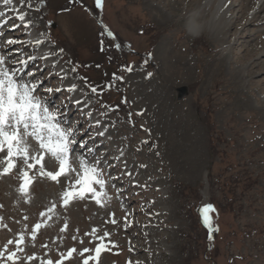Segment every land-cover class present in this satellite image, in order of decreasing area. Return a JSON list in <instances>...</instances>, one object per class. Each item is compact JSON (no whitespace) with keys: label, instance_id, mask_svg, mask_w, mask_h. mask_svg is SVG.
Masks as SVG:
<instances>
[{"label":"rangeland","instance_id":"rangeland-1","mask_svg":"<svg viewBox=\"0 0 264 264\" xmlns=\"http://www.w3.org/2000/svg\"><path fill=\"white\" fill-rule=\"evenodd\" d=\"M246 1L231 0V15L243 14V21L238 20L235 28H224L215 38L194 39L185 32L186 18L199 5L195 0H104L102 15L95 0L73 4L45 0L39 12H32L33 17H42L36 31L49 32L56 47L64 49L63 59L81 65L79 74L92 84L109 82L114 72L124 77L123 83L116 82L101 97L104 103L119 105L118 112L111 114L120 121L112 130V151L115 145L126 146L129 168L139 173L135 178L140 183L150 186L130 187L125 176L124 210L109 187L113 199L106 208L85 200L64 212L59 208L63 179L60 184L37 179L30 202L25 203L16 191L19 180L14 171L0 179V216L8 225L0 227V247L25 224L30 232L46 219L40 212L56 202L61 218L53 216L39 230L34 246L26 238L25 254L55 261L58 253L66 255L75 247L77 252L64 264H82L94 251L85 257L80 251L94 250L98 243L84 234L97 227L99 235L105 230L111 233L117 245L101 253L99 264H126L129 259L133 264H264V26L250 23L253 3ZM32 2L38 7L40 0ZM100 19L115 41L101 35ZM5 34L26 39L22 28H6ZM114 43L122 44L119 51L111 47ZM149 53L151 59L142 68ZM122 65H132L133 71H120ZM148 72L153 73L151 78H146ZM57 84L52 77L51 86ZM181 86L187 87L188 94L177 100L175 90ZM125 98L127 103H122ZM61 99L57 94L54 102L59 104ZM79 118L75 109L68 112V119ZM145 139L149 143L142 145ZM139 164L147 167L140 169ZM48 167L51 170L52 165ZM118 171L113 170V175ZM151 200L155 204H149ZM209 203L216 210L210 214L213 225L219 229L212 242L200 215ZM125 210L134 213L130 217L134 223L127 230L122 219ZM148 211L161 213L152 221L159 227L143 228L149 223ZM110 213L118 218V225L104 223ZM65 219L69 227L61 232ZM45 244L47 248L42 247ZM149 248L151 254L145 251Z\"/></svg>","mask_w":264,"mask_h":264},{"label":"snow or ice","instance_id":"snow-or-ice-1","mask_svg":"<svg viewBox=\"0 0 264 264\" xmlns=\"http://www.w3.org/2000/svg\"><path fill=\"white\" fill-rule=\"evenodd\" d=\"M69 3H79V0H69ZM44 4L45 0H40L39 6L34 7L32 0H19L17 6V0H0L2 5L0 7V179L15 171L19 180L16 191L24 198L25 203L30 202V189L37 179H47L57 184L63 179L64 187L60 193L59 208L64 212H67L74 202L85 200H93L96 205L106 208L113 199L108 191L110 187L115 191L116 198L124 210L127 189L122 181L125 176L128 177L130 187L146 190L150 186L147 182L140 183L135 178L139 173L129 168L126 146L115 145V151H112V130L117 128L120 121L118 117L113 119L111 114L118 112L119 105L114 107L104 103L101 97L105 91L115 88L116 82L123 83L124 77L114 72L109 82L94 85L87 77L81 76L78 72L81 65L63 59L64 49L56 47V42L51 39L50 33L36 31L42 17H33L32 12H39ZM230 4L231 0H221L218 5L219 15L223 19H231ZM210 6V0H204L200 11ZM103 7L104 0H95V8L101 10V15ZM67 10L69 9H64ZM257 10L264 11V0H253V12ZM199 14V12L194 13L197 17ZM10 20L16 22L10 24ZM99 22L103 27L101 35H106L110 40L115 41L114 33L103 24L102 19ZM51 23L48 21L49 26ZM189 27L192 31H198L200 26L190 21ZM6 28L9 31L22 28L26 39L6 36ZM101 43L103 44V41ZM111 47L119 51L122 44L114 43ZM126 47L130 48L131 45ZM150 59L151 53L141 67H146ZM120 71L131 73L133 67L122 65ZM152 75V72H148L146 78H151ZM52 77L58 80L56 86H51ZM45 81L49 83L45 84ZM57 94L62 97L59 104L54 102ZM121 102L127 103L126 98ZM96 105L99 107L97 108ZM72 109L78 111L81 118L75 121L68 119V112ZM136 115L143 113L137 112ZM131 116L132 113L129 112L130 123ZM81 123H85L86 126L82 128ZM144 131L150 134V130L144 129ZM140 143L147 145L149 141L145 139ZM101 145L106 146L101 148ZM152 147L154 148L155 145ZM49 164L52 165L51 170ZM146 167L145 164L138 165L140 169ZM116 169L119 171L113 175V170ZM135 194L139 195V193ZM148 203L155 204V201L151 200ZM57 207V203L52 202L46 211H41L39 214L46 219L36 223L30 232H27L25 224L24 230L16 233L14 239H8L0 247V264H32L36 260H39L40 264H64L65 260L73 258V254L77 252L75 247L70 248L66 255L63 252L58 253L60 258L55 261L51 258L38 257L35 253L25 254L26 238L34 246L39 230L47 226V222L52 220L53 216L61 218ZM0 208H3V205H0ZM143 208L144 206L141 205L142 210ZM215 211L210 203L200 209L203 225L209 232V240L213 238V232L219 231L218 227L213 225L210 215ZM133 215L134 213L125 210L122 218L125 230L132 227L134 221L130 217ZM146 215L149 217V223L143 225V228L159 227V224H153L152 221L161 215L160 212L148 211ZM109 217L104 221L105 224L118 225L119 221L114 213H110ZM28 219L27 215L23 216L24 221ZM3 220L4 217L0 216V227L8 228ZM68 227L65 219L60 231L65 232ZM99 231V228L93 227L90 232L84 234L91 236L98 243L94 250L83 248L80 251L82 257L94 251L93 255L83 259L82 264H90V262L99 264L102 252L117 247L110 239L111 233L105 230L99 235ZM144 235L147 238L148 233L145 232ZM72 239L75 241L77 236H72ZM42 247L47 248V245ZM129 251L132 252L133 248L130 247ZM145 251L151 254L150 248ZM45 255L47 256L48 253L46 252ZM126 264H133V261L129 259ZM135 264L142 262L136 261Z\"/></svg>","mask_w":264,"mask_h":264},{"label":"clouds","instance_id":"clouds-1","mask_svg":"<svg viewBox=\"0 0 264 264\" xmlns=\"http://www.w3.org/2000/svg\"><path fill=\"white\" fill-rule=\"evenodd\" d=\"M200 3L201 6L204 4V0H195ZM221 0H210V7L204 8L200 11V8L196 10L199 12V20L197 24L200 26L198 31H192L189 27V23L184 26L185 32L192 38H200L201 36H207L209 38H215L220 35L225 27L224 19L219 15L218 5Z\"/></svg>","mask_w":264,"mask_h":264},{"label":"bare ground","instance_id":"bare-ground-1","mask_svg":"<svg viewBox=\"0 0 264 264\" xmlns=\"http://www.w3.org/2000/svg\"><path fill=\"white\" fill-rule=\"evenodd\" d=\"M247 1H249V4H252L253 3V0H247ZM246 1V2H247ZM0 6H2V5H0ZM201 7V4L199 3V5L198 6H196L195 8H194V10H192V12L188 15V17L186 18V20H185V24L186 23H189L190 21H194V22H198V20H199V17H197V16H195L194 15V13H196V10L198 9V8H200ZM229 7H230V5H229ZM245 10V9H244ZM241 12V11H240ZM259 12H261L260 10H257L256 12H253V14L251 15V17H250V23H251V21H254V22H256V25H259V26H264V15H261ZM242 14V13H241ZM248 14H251V13H248ZM243 15V14H242ZM242 15L241 16H237L236 15V17L234 18L232 15H231V19L230 20H228V19H224V21H225V27L224 28H226V29H231V28H235V25L237 24V22H239L238 20H242ZM246 20V19H245ZM247 20V21H248ZM243 21V20H242ZM237 27V26H236ZM223 31V30H222ZM235 40V39H234ZM238 40H240V39H237L236 41H238ZM168 52V51H167ZM261 53L263 54L264 53V48L263 49H261ZM139 76V75H138Z\"/></svg>","mask_w":264,"mask_h":264},{"label":"water","instance_id":"water-1","mask_svg":"<svg viewBox=\"0 0 264 264\" xmlns=\"http://www.w3.org/2000/svg\"><path fill=\"white\" fill-rule=\"evenodd\" d=\"M187 88L184 86L178 87L176 88V92H177V99L180 100L182 97L186 96L188 94ZM214 233V232H213ZM213 233H212V237H213Z\"/></svg>","mask_w":264,"mask_h":264}]
</instances>
